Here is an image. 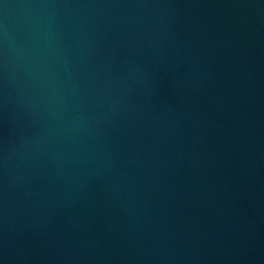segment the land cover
Returning a JSON list of instances; mask_svg holds the SVG:
<instances>
[{"label":"water","instance_id":"obj_1","mask_svg":"<svg viewBox=\"0 0 264 264\" xmlns=\"http://www.w3.org/2000/svg\"><path fill=\"white\" fill-rule=\"evenodd\" d=\"M0 264H264V0H0Z\"/></svg>","mask_w":264,"mask_h":264}]
</instances>
